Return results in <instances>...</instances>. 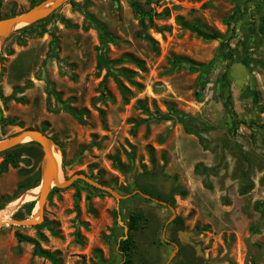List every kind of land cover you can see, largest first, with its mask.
Masks as SVG:
<instances>
[{"label":"rangeland","instance_id":"obj_1","mask_svg":"<svg viewBox=\"0 0 264 264\" xmlns=\"http://www.w3.org/2000/svg\"><path fill=\"white\" fill-rule=\"evenodd\" d=\"M46 1L0 0V19ZM263 20L264 0H67L2 36L0 112L13 121L0 140L43 129L61 182L83 173L118 194L145 187L141 175L173 183L165 204L134 193L118 210L82 180L52 186L39 224L0 227V264H52L17 232L57 264H122L117 214L129 225L135 212L132 264L144 248L150 264H264ZM10 153L0 210L34 218L38 187L21 196L40 180L42 148L25 140Z\"/></svg>","mask_w":264,"mask_h":264},{"label":"water","instance_id":"obj_2","mask_svg":"<svg viewBox=\"0 0 264 264\" xmlns=\"http://www.w3.org/2000/svg\"><path fill=\"white\" fill-rule=\"evenodd\" d=\"M66 1L67 0H48L45 3L31 7L30 9L20 14L1 18L0 19V39L2 36L9 34L20 23L28 25V24L35 23L39 20H42L48 17L51 13H53L56 9H58ZM0 72H1V63H0ZM25 140L37 143L42 148L43 155H44L43 165L46 168V175L44 179L40 177V182L36 186L38 187V195L36 198V205L38 207L37 216L34 218H24V219L22 218L21 219L13 215L6 221L0 218V227L3 226L4 223L15 224L19 226H34V225L39 224L42 221L43 203H44L45 196L47 192L49 191V189L52 186L59 187V188L67 187L71 185L75 180H82L88 185L96 189L103 190L109 193L115 199L117 210H118L120 200L125 199L134 193H138L141 196L151 199L155 202L165 204L164 201L151 197L150 195L145 194L138 189L128 194H118L116 193L114 188H112L111 186L98 182L83 173H74L69 178L61 182L59 179L60 164L57 160L56 145L52 141L51 137L48 136L45 132H42L40 129L24 128L18 133L11 135L4 140H0V153L13 148L14 146L22 143ZM23 161L25 163L29 162L28 159H23ZM138 182L140 184H147L150 186L155 185L159 188L160 186H163L166 194L172 191L171 185L173 183V180L171 178H165V176H163L161 173L155 176L141 175L138 177ZM174 217H175V214L173 213L166 221V224L172 221ZM117 218H118V223L121 224L124 229V235L122 238H126L128 226L120 220L119 213L117 214ZM163 233H164V230H163ZM176 250H177V245H175V251ZM175 251L173 252V254L175 253ZM168 262L169 260L167 261L166 264H168Z\"/></svg>","mask_w":264,"mask_h":264},{"label":"trees","instance_id":"obj_3","mask_svg":"<svg viewBox=\"0 0 264 264\" xmlns=\"http://www.w3.org/2000/svg\"><path fill=\"white\" fill-rule=\"evenodd\" d=\"M130 4L136 13H142L135 1H131ZM259 31L261 33L264 32V20L262 21V25L259 27ZM12 121H13L12 119L2 117L1 112H0V123L2 125L10 124ZM41 131L44 132L43 129H41ZM31 143H35V142H31ZM2 153L6 154L12 162L14 161L13 163L17 161V155L15 153L14 154L10 153V149ZM6 163H7V160L3 162V169H6ZM39 182L40 180L38 179L32 186L27 188V190L36 187L39 184ZM139 189L141 192L148 194L152 197H155L158 200L165 201V202L169 201V198H170L169 195H164L162 193H159L156 189H153L147 186L141 187ZM33 204H34L33 202H27L23 205V208L30 210ZM128 218H129V225L127 226H128V229L131 230V233L127 232V237L121 238L117 243L118 251L120 252L122 256V264H132L133 263L134 255L136 251L138 250V244L134 240L132 231H137L139 229L138 224L140 220L144 219L145 217L141 212H135V213L130 214ZM178 220L179 219H175V221H178ZM15 236L18 241H29V242L34 243V253L35 254L47 257L52 261V264H57V259L54 256V254H51L49 251L39 248L38 245L34 242V240L27 238V236H23L22 234L18 232L15 233ZM139 264H150L148 261V251L146 248H144V250L141 253Z\"/></svg>","mask_w":264,"mask_h":264},{"label":"bare ground","instance_id":"obj_4","mask_svg":"<svg viewBox=\"0 0 264 264\" xmlns=\"http://www.w3.org/2000/svg\"><path fill=\"white\" fill-rule=\"evenodd\" d=\"M42 168H43V170H42L41 177H42V179H44V177L46 175V168H45L44 165L42 166ZM36 193H37V188L35 187L33 189H29V190L25 191L22 194L21 198H24L25 200H31V199H33L35 197ZM12 208H13V206H8V207L0 210V218L3 219V220H5V221L7 219H9V215H10V213L12 211ZM4 224H7V223H4Z\"/></svg>","mask_w":264,"mask_h":264},{"label":"flooded vegetation","instance_id":"obj_5","mask_svg":"<svg viewBox=\"0 0 264 264\" xmlns=\"http://www.w3.org/2000/svg\"><path fill=\"white\" fill-rule=\"evenodd\" d=\"M154 175H155V174H154ZM156 175H157V174H156ZM143 186H147V187H150V188L156 189L159 193H162V194H164V195H168V194H166L164 187H160V188H158V187L155 186V185H153V186H150V185H143ZM151 197H152V196H151ZM164 202H165V201H164Z\"/></svg>","mask_w":264,"mask_h":264}]
</instances>
